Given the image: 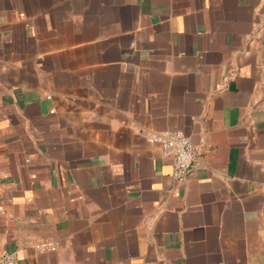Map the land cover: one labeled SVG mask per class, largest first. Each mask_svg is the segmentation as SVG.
I'll use <instances>...</instances> for the list:
<instances>
[{
    "label": "crops",
    "instance_id": "1",
    "mask_svg": "<svg viewBox=\"0 0 264 264\" xmlns=\"http://www.w3.org/2000/svg\"><path fill=\"white\" fill-rule=\"evenodd\" d=\"M167 130L195 146L185 181L148 141ZM11 251L20 264H264V0H0Z\"/></svg>",
    "mask_w": 264,
    "mask_h": 264
},
{
    "label": "built area",
    "instance_id": "2",
    "mask_svg": "<svg viewBox=\"0 0 264 264\" xmlns=\"http://www.w3.org/2000/svg\"><path fill=\"white\" fill-rule=\"evenodd\" d=\"M148 141L161 147L166 156H173V177L178 181H185L193 168L197 155L193 141L189 135L179 130L151 132ZM60 247L59 241L42 240L36 243L39 251H56ZM0 264H20L15 251L0 255Z\"/></svg>",
    "mask_w": 264,
    "mask_h": 264
}]
</instances>
